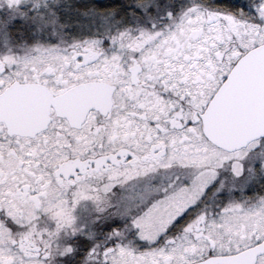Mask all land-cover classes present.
<instances>
[{
  "label": "snow or ice",
  "instance_id": "obj_1",
  "mask_svg": "<svg viewBox=\"0 0 264 264\" xmlns=\"http://www.w3.org/2000/svg\"><path fill=\"white\" fill-rule=\"evenodd\" d=\"M0 264H264V0H0Z\"/></svg>",
  "mask_w": 264,
  "mask_h": 264
}]
</instances>
